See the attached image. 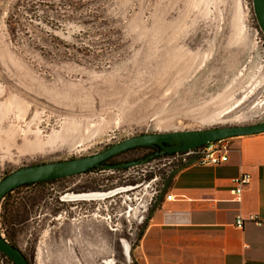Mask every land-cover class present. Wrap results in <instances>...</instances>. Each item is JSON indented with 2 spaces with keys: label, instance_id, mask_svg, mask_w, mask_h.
<instances>
[{
  "label": "rangeland",
  "instance_id": "rangeland-1",
  "mask_svg": "<svg viewBox=\"0 0 264 264\" xmlns=\"http://www.w3.org/2000/svg\"><path fill=\"white\" fill-rule=\"evenodd\" d=\"M261 121L253 0H0V181L142 134ZM176 165L169 157L21 191L38 201L16 227L18 247L31 264H138L140 232Z\"/></svg>",
  "mask_w": 264,
  "mask_h": 264
},
{
  "label": "crops",
  "instance_id": "crops-1",
  "mask_svg": "<svg viewBox=\"0 0 264 264\" xmlns=\"http://www.w3.org/2000/svg\"><path fill=\"white\" fill-rule=\"evenodd\" d=\"M228 161L178 170L135 248L138 264H264V133L228 139ZM249 175L241 202L231 180ZM173 195L172 200L167 196Z\"/></svg>",
  "mask_w": 264,
  "mask_h": 264
},
{
  "label": "water",
  "instance_id": "water-1",
  "mask_svg": "<svg viewBox=\"0 0 264 264\" xmlns=\"http://www.w3.org/2000/svg\"><path fill=\"white\" fill-rule=\"evenodd\" d=\"M257 23L264 35V0H253ZM264 133V121L251 125L215 127L201 130L172 131L142 134L113 144L91 156L65 161L23 166L0 181V206L4 198L15 189L33 183L60 180L83 175L92 169L118 171L143 166L158 157L174 155L202 148L217 141ZM160 148L144 159L117 165L107 164L110 159L136 148ZM0 253L14 264H30L19 248L13 247L0 231Z\"/></svg>",
  "mask_w": 264,
  "mask_h": 264
},
{
  "label": "trees",
  "instance_id": "trees-1",
  "mask_svg": "<svg viewBox=\"0 0 264 264\" xmlns=\"http://www.w3.org/2000/svg\"><path fill=\"white\" fill-rule=\"evenodd\" d=\"M137 151H142L144 152V156L142 157V159L146 158L147 156L159 152L160 148H145V147H141V148H136L133 150H130L128 152H125L123 154H120L119 156H116L112 159H110L109 161H107V164H112V165H117V164H121V163H125V162H129V161H124V162H120V163H113V161L119 157H123L125 155L131 154L133 152H137ZM175 155H165V156H161L156 158L154 161L157 160H162L165 158H169ZM100 169H92L88 173L91 172H95V171H99ZM128 169H124V170H118V171H127ZM61 180V179H60ZM59 180H53V181H46V182H40V183H33V184H27V185H23L17 189H15L14 191H12L10 194H8L4 200L1 203L0 206V231L2 232V234L4 235L5 239L15 248H19L17 245V232H16V227L23 224L24 222H26V220L29 219L30 215L32 214L31 210H28V207H32L37 203L38 198L37 197H29L28 199H24L25 197H22L21 195H23L21 193V191L23 190H29L32 187L35 186H43L46 184H53L55 182H58ZM22 197V198H21ZM30 203V204H28ZM152 213V212H150ZM147 227V226H146ZM146 227L144 226V228L141 230L140 235H139V241L142 239L145 229ZM20 249V248H19ZM21 250V249H20ZM23 252V251H22ZM24 253V252H23ZM0 255L6 259H8L12 264H14L7 256H5L4 254L0 253ZM26 259L28 260V262L30 263L29 258L27 257V255L24 253ZM132 257H133V253H132ZM31 264V263H30Z\"/></svg>",
  "mask_w": 264,
  "mask_h": 264
},
{
  "label": "built area",
  "instance_id": "built-area-1",
  "mask_svg": "<svg viewBox=\"0 0 264 264\" xmlns=\"http://www.w3.org/2000/svg\"><path fill=\"white\" fill-rule=\"evenodd\" d=\"M229 145L227 140L217 141L215 143L208 144L202 148L191 150L184 153L174 154L172 161L176 165V172L182 168L197 166V167H216L224 164L228 161ZM251 181L249 175L233 178L231 184L233 185V195L237 202H241L243 188ZM173 195H168L167 199L172 200ZM245 222H252L256 226L260 227L264 225V220L258 219L256 216L251 215L248 218L238 216L236 226L242 229Z\"/></svg>",
  "mask_w": 264,
  "mask_h": 264
},
{
  "label": "flooded vegetation",
  "instance_id": "flooded-vegetation-1",
  "mask_svg": "<svg viewBox=\"0 0 264 264\" xmlns=\"http://www.w3.org/2000/svg\"><path fill=\"white\" fill-rule=\"evenodd\" d=\"M113 194H114V193H113ZM98 195L101 196L102 194L99 193Z\"/></svg>",
  "mask_w": 264,
  "mask_h": 264
},
{
  "label": "bare ground",
  "instance_id": "bare-ground-1",
  "mask_svg": "<svg viewBox=\"0 0 264 264\" xmlns=\"http://www.w3.org/2000/svg\"><path fill=\"white\" fill-rule=\"evenodd\" d=\"M99 197H101V196H99Z\"/></svg>",
  "mask_w": 264,
  "mask_h": 264
}]
</instances>
